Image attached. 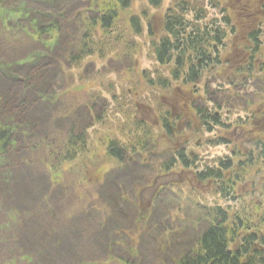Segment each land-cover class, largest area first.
<instances>
[{
    "label": "rangeland",
    "instance_id": "rangeland-1",
    "mask_svg": "<svg viewBox=\"0 0 264 264\" xmlns=\"http://www.w3.org/2000/svg\"><path fill=\"white\" fill-rule=\"evenodd\" d=\"M95 1L0 0V118L14 131L10 153L0 159V212L4 215L0 217V249L14 250V254H0L2 264H177L188 250L193 218L204 217L203 224L207 223L203 209L231 205L243 214L242 206L247 201L245 209L253 211L250 215L260 213L262 218L264 213L263 207L256 211L251 208L252 193L247 190L256 177L264 180L262 158L257 161L259 165L242 170L248 173L236 187L240 199L235 202L222 197L210 184L211 189L208 184L193 186V175L179 173L183 169L180 164L173 168L179 171L165 177L177 182L175 186L170 184L159 192L147 189L159 168L170 160V152L162 157L156 154L157 148L161 152L168 144L158 128V137L153 134L156 147L153 149V143L148 151L131 153L123 163L108 154L109 138L105 139L114 138L109 132L116 127L124 128L123 134L118 131L121 140L136 134V127L130 128L123 111L133 109L134 115L140 116L148 113L146 106L139 108L146 104L162 117L161 109H168L174 104L173 97L188 89L196 95H203L206 89L218 90L225 97L222 100L229 99V103L209 99L206 94L204 103H210L212 111L228 113L230 123L238 115L244 116L245 122H255L249 126H257L259 136H264V108L257 105L264 100V71L256 72L254 77L261 78L248 82L236 96L221 86L242 67L237 60L242 55L241 46H252L241 35L245 10L235 19L236 31L226 28L229 34L221 47L225 63L219 68L218 78L208 72L189 83L183 80L184 75L175 80L176 63L157 62L153 51L152 43L162 34L163 16L172 0H162L159 7H151L145 0L133 2L127 12L140 14L147 9L148 17L143 34L135 38L137 43L129 51L122 47L125 39L119 42L112 38L107 45H99H105L101 51L81 54L84 22L96 15L90 10ZM213 2L196 0V5L203 3L208 8L205 21L226 14L222 13L225 0L217 6ZM251 6L257 17L254 27L261 32L257 45L264 52V0H254ZM200 24L204 27L206 23ZM49 26L51 29L43 31ZM118 28L125 33L122 20ZM76 55L78 59L73 58ZM262 62L255 64L258 70ZM102 112L104 117L99 121ZM154 120L150 115V121ZM71 130L85 133L87 147L76 159L65 161L67 149L63 144ZM221 135L232 137L217 129L208 133L195 124L175 139L193 136L194 140L206 141L198 149L201 154L197 166L234 156L233 151L247 157L248 153H243L248 148L247 140L216 145L214 141ZM190 147L195 148L193 143ZM125 148L129 152L133 146L127 143ZM50 150L56 151L54 157L48 155ZM237 168L235 172L239 173L241 169ZM178 188L182 192H175ZM257 195L264 203V193ZM185 203L190 210L180 207ZM180 216L186 222L180 221ZM252 220L247 219L249 228L264 230V221L253 225ZM246 225L244 230L250 231ZM153 227L157 233L151 235Z\"/></svg>",
    "mask_w": 264,
    "mask_h": 264
},
{
    "label": "trees",
    "instance_id": "trees-1",
    "mask_svg": "<svg viewBox=\"0 0 264 264\" xmlns=\"http://www.w3.org/2000/svg\"><path fill=\"white\" fill-rule=\"evenodd\" d=\"M135 0H98L91 5L90 10L96 13L95 16H91L88 21L84 22L85 29L82 34L83 44L81 47V54L91 55L92 51L98 49L102 50L105 45L99 46L100 44H108L110 39H115L119 42L125 39L122 43V47H127L129 51L136 43L135 38L143 34L144 19L148 17L147 9L143 10L140 14L128 13L131 9ZM150 4L151 7H159L162 4V0H145ZM247 2V0H241ZM233 0L229 4V12L220 16V18H212L211 20L205 21L207 17L208 8L201 3L196 5V0H172L170 6L167 8L163 16L162 34L160 37L153 41L152 46L154 47V55L157 62L169 64L176 63L173 72V78L175 80L180 79L183 76V80L189 83L197 82L206 73H212L213 67L215 70L221 67L220 56L221 47L227 39L228 27L231 31L233 28L232 15L235 12H243L242 7ZM214 5H218V1L214 0ZM124 13V15H122ZM224 13V12H222ZM247 11L246 15L242 17H248L247 19H253L254 16L249 15ZM122 20L125 23V33L122 29L118 28V22ZM204 21L206 24L201 26V22ZM246 21V20H245ZM243 23V22H242ZM233 24V25H232ZM223 27V28H222ZM225 28V29H224ZM51 29V26L45 28L46 31ZM150 32L153 33V29L149 28ZM261 32L259 29L250 31L249 42L252 46L249 48L247 45L244 47V53L248 54V65L244 66L249 72L252 71L254 61L256 60L258 53L264 56V52L258 47L257 42L260 41ZM111 46V50H112ZM93 49V50H92ZM78 59L77 55L73 57ZM217 65H220L217 68ZM264 67V66H263ZM152 82V80H150ZM134 104V101H132ZM129 105V103L127 104ZM132 105V104H131ZM126 115L127 121H130V128L136 127V134L134 136L128 135L126 139L121 140V135L124 132V128L116 127L114 131L109 132L113 134L114 138L106 137L108 142L106 144L107 152L116 161L124 162L125 158L129 156V153H135L140 150L152 149L153 144V130L150 123L145 119H137L134 115L135 111L130 109L123 111ZM168 113L165 112L164 116ZM103 116L98 115L99 121ZM169 117V116H168ZM164 117V125L169 128V118ZM210 122L214 121L218 123L219 117H208ZM0 159L6 154L10 153V149L14 144V131L10 126L0 118ZM120 131L122 134H119ZM120 135V136H118ZM146 135V136H145ZM88 138L85 133H75V130H71L68 137L66 138L63 146L66 147L67 151L64 153V160H74L77 155L83 151L87 145ZM131 143L133 148L128 152L125 145ZM87 147V146H86ZM84 148V149H83ZM83 149V150H82ZM136 149V150H134ZM258 155L254 156L253 153L249 155V159L245 162H239V168L241 171L235 172V167L230 159H218L214 164L206 163L202 170L197 171V175L205 180H213L215 182V189L219 191L222 197L230 199L231 201H237L240 196L236 190L237 185L243 179L247 177V171L244 174L242 170H246L253 164L256 165V161L259 159L264 160V142H259L255 148ZM148 151V150H147ZM153 151V150H152ZM15 153V151H14ZM56 151L50 150L48 155L54 157ZM65 155H68L66 157ZM178 157L184 162L185 165H190L194 162H189L187 156L183 152L177 154ZM196 159V158H194ZM193 159V161H194ZM56 161H59L56 158ZM63 161V160H60ZM177 160L172 159L167 168H170ZM214 162V160H213ZM212 162V163H213ZM215 165V166H214ZM259 165V164H258ZM62 165L58 169L61 168ZM252 172L254 171L253 167ZM55 175V172L52 173ZM254 190L250 191L251 194L249 199L252 200V207L255 211L257 209L264 208L262 197L258 196L257 193H264V181H259V178H255ZM3 182V181H2ZM0 182V187H2ZM239 191V190H238ZM3 193H0V196ZM248 199V200H249ZM0 201H2L0 199ZM242 206L244 208L243 214L241 210L235 209L233 206H214L203 209L207 223L203 224L204 217L193 218L194 227L188 230L191 239L189 240L188 250L182 254L177 261V264H264V230H254L250 225L247 224V219H253L251 223L256 225L258 221H264V213L262 218L257 215H250L253 211H247L245 207L248 206L247 201ZM228 208L233 209L230 212ZM200 213L203 214L201 211ZM4 215L0 212V217ZM1 217V218H2ZM187 220V219H186ZM201 224V225H200ZM3 224L2 226H4ZM247 226L249 230H244V226ZM202 226V227H200ZM2 233V231H1ZM0 241H2L0 235ZM14 254L13 249L1 250V255ZM181 255V256H182ZM2 264V262H0Z\"/></svg>",
    "mask_w": 264,
    "mask_h": 264
},
{
    "label": "flooded vegetation",
    "instance_id": "flooded-vegetation-1",
    "mask_svg": "<svg viewBox=\"0 0 264 264\" xmlns=\"http://www.w3.org/2000/svg\"><path fill=\"white\" fill-rule=\"evenodd\" d=\"M195 107L197 108V105H195ZM208 111H209V107H205V108H204V111H203V113H202V116H203V117H206V116L208 115Z\"/></svg>",
    "mask_w": 264,
    "mask_h": 264
},
{
    "label": "bare ground",
    "instance_id": "bare-ground-1",
    "mask_svg": "<svg viewBox=\"0 0 264 264\" xmlns=\"http://www.w3.org/2000/svg\"><path fill=\"white\" fill-rule=\"evenodd\" d=\"M56 1V0H55ZM34 16H36V14L35 13H32ZM50 15V14H49Z\"/></svg>",
    "mask_w": 264,
    "mask_h": 264
}]
</instances>
